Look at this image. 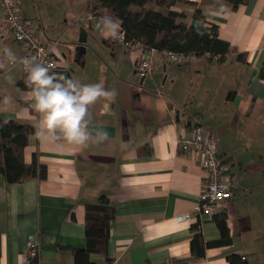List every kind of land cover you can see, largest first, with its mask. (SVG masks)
Returning a JSON list of instances; mask_svg holds the SVG:
<instances>
[{
  "label": "crops",
  "instance_id": "0c3cea01",
  "mask_svg": "<svg viewBox=\"0 0 264 264\" xmlns=\"http://www.w3.org/2000/svg\"><path fill=\"white\" fill-rule=\"evenodd\" d=\"M16 1L40 21L43 40L60 39V65L74 79L102 83L117 96L90 108V127L108 132L107 141L76 148L32 133L25 160L37 155L47 177L10 183L0 173V264H23L31 236L41 244L37 264H75V249L86 246V203L101 195L109 197L115 216L107 246L91 255L99 264H231L232 253L264 264V0H248L236 10L224 0L177 4L189 23L201 9L231 50L222 60L207 53L177 62L154 49L143 84L134 65L138 53L99 28L98 37L91 32L97 19L89 23L83 15L88 0ZM2 23L0 17V119L35 125L30 90L17 85L25 74L21 46ZM81 28L89 44L78 56ZM195 125L216 132L235 184L232 198L217 210L227 213L231 243L208 245L201 258L192 251L196 218H182L193 212L206 183L197 158L179 146L180 134ZM201 220L204 239H219L215 219Z\"/></svg>",
  "mask_w": 264,
  "mask_h": 264
},
{
  "label": "trees",
  "instance_id": "16d2710c",
  "mask_svg": "<svg viewBox=\"0 0 264 264\" xmlns=\"http://www.w3.org/2000/svg\"><path fill=\"white\" fill-rule=\"evenodd\" d=\"M224 1L229 2L232 9L236 10L248 0ZM180 2L188 1L88 0L84 12L92 14L98 20L105 15V10L110 11L114 18L120 21L121 31L126 39L140 41L147 48L174 51L190 57H202L209 53L217 60L224 59L231 50V44L220 38L218 25L207 21L201 9H196L193 16L200 24L191 25L186 20L187 12L176 8ZM52 71L74 79L72 70L68 67H60ZM25 78L26 72L17 85L29 90ZM186 126L192 125L188 122ZM35 132L36 129L32 124L14 119H0V173L8 182L18 183L31 177L39 179L47 177V167L40 163L37 155L31 163L25 160V147L29 136ZM143 149L152 151L148 145H144ZM114 216L115 207L107 195H101L96 201L86 203V246L75 249V264H99L91 258V255L102 252L107 246ZM213 218L220 229V238L217 240L204 239L202 220L195 219L191 226L194 232L192 251L196 258L205 255L208 245L231 243L227 213H216ZM228 260L231 264H249L245 256L237 253L228 255ZM30 262L37 264L38 258H33Z\"/></svg>",
  "mask_w": 264,
  "mask_h": 264
},
{
  "label": "built area",
  "instance_id": "2783aa9c",
  "mask_svg": "<svg viewBox=\"0 0 264 264\" xmlns=\"http://www.w3.org/2000/svg\"><path fill=\"white\" fill-rule=\"evenodd\" d=\"M87 22L95 18L92 14L84 12ZM0 17L2 18V29L11 31L13 38L21 46V60L25 57H35L38 60L53 65L52 70L62 67L57 45L58 40H43L38 32L41 27L39 20L26 16L24 10L16 0H0ZM121 38L115 40L124 45L127 52L139 56L135 58L134 65L142 77H146L152 71V57L150 51L140 41L127 40L120 29ZM171 60L180 62L190 58L183 53L165 51ZM11 64L15 61L11 59ZM24 68V65H23ZM25 70V69H24ZM31 101H28L30 107ZM32 110V109H31ZM34 111V110H33ZM180 149L192 153L199 161L206 174V183L203 187L200 201L196 204L193 212L182 216L183 219H202L203 216L213 217L225 201L233 196L235 184L229 172L228 166L224 163L218 146V136L214 130L206 129L203 126L195 125L185 129L179 137ZM41 255V244L39 240L31 236L26 243V253L23 256V264H27L33 258Z\"/></svg>",
  "mask_w": 264,
  "mask_h": 264
},
{
  "label": "clouds",
  "instance_id": "9594fccd",
  "mask_svg": "<svg viewBox=\"0 0 264 264\" xmlns=\"http://www.w3.org/2000/svg\"><path fill=\"white\" fill-rule=\"evenodd\" d=\"M96 26L112 40L121 38L120 24L110 15L99 17ZM21 63L26 72L25 84L30 90V107L38 114L34 125L38 138L76 148L109 139L108 132L102 128L90 127V108L100 100L114 102L117 96L115 89L107 90L102 83L84 84L55 73L53 65L35 57H25ZM5 102L10 103V98Z\"/></svg>",
  "mask_w": 264,
  "mask_h": 264
},
{
  "label": "water",
  "instance_id": "95a60500",
  "mask_svg": "<svg viewBox=\"0 0 264 264\" xmlns=\"http://www.w3.org/2000/svg\"><path fill=\"white\" fill-rule=\"evenodd\" d=\"M200 24L199 21L197 20H193L191 22V25L193 26H198ZM87 45H88V33L87 30L85 28H81V33H80V37L78 39L77 42V46H76V52L78 56H82L83 54H85V52L87 51ZM145 77H143L141 79V84H143Z\"/></svg>",
  "mask_w": 264,
  "mask_h": 264
},
{
  "label": "rangeland",
  "instance_id": "374dc122",
  "mask_svg": "<svg viewBox=\"0 0 264 264\" xmlns=\"http://www.w3.org/2000/svg\"><path fill=\"white\" fill-rule=\"evenodd\" d=\"M180 6H184V5H186V3L185 2H180V3H178ZM22 7H23V5H22ZM107 12H110V11H108L107 10ZM91 32L96 36V37H98V28H97V26H96V23H94V25H93V29L91 30ZM59 44H61V41L59 42ZM57 45V49L59 48V46L60 45ZM88 44H89V42H88Z\"/></svg>",
  "mask_w": 264,
  "mask_h": 264
}]
</instances>
